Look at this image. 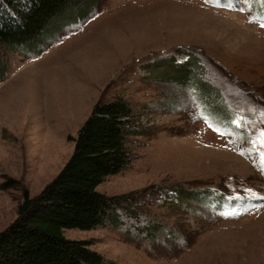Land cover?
I'll list each match as a JSON object with an SVG mask.
<instances>
[{
  "label": "rangeland",
  "instance_id": "rangeland-1",
  "mask_svg": "<svg viewBox=\"0 0 264 264\" xmlns=\"http://www.w3.org/2000/svg\"><path fill=\"white\" fill-rule=\"evenodd\" d=\"M81 1L0 51V232L22 190L62 170L95 104L120 98L139 133L95 191L134 211L63 236L111 264H264V0Z\"/></svg>",
  "mask_w": 264,
  "mask_h": 264
},
{
  "label": "trees",
  "instance_id": "trees-1",
  "mask_svg": "<svg viewBox=\"0 0 264 264\" xmlns=\"http://www.w3.org/2000/svg\"><path fill=\"white\" fill-rule=\"evenodd\" d=\"M81 5V0H0V51L34 43ZM192 59L194 71L200 72ZM212 109L219 119L229 114L222 101ZM136 133L132 110L123 99L98 101L59 174L35 197L22 190L15 219L0 232V264H111L87 241L69 240L63 232L117 228L118 211H134L129 195L108 197L95 188L128 164L126 139Z\"/></svg>",
  "mask_w": 264,
  "mask_h": 264
},
{
  "label": "snow or ice",
  "instance_id": "snow-or-ice-1",
  "mask_svg": "<svg viewBox=\"0 0 264 264\" xmlns=\"http://www.w3.org/2000/svg\"><path fill=\"white\" fill-rule=\"evenodd\" d=\"M248 2L249 0H244V3H248ZM243 10H244L243 8L240 9V11H243ZM257 19H260V18H257ZM260 27L264 28V20H262V22L260 23ZM252 143H253L254 148H255L256 143H260L261 147L264 148V131H261L257 140L253 141ZM260 170L264 171V152L260 153Z\"/></svg>",
  "mask_w": 264,
  "mask_h": 264
}]
</instances>
